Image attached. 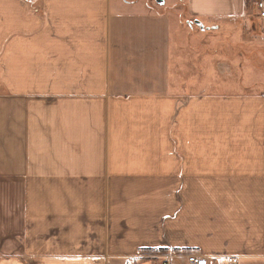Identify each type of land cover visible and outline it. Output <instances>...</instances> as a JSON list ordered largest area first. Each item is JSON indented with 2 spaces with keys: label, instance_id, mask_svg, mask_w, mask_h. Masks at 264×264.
Masks as SVG:
<instances>
[{
  "label": "crops",
  "instance_id": "obj_1",
  "mask_svg": "<svg viewBox=\"0 0 264 264\" xmlns=\"http://www.w3.org/2000/svg\"><path fill=\"white\" fill-rule=\"evenodd\" d=\"M157 1L0 0V264H264V30Z\"/></svg>",
  "mask_w": 264,
  "mask_h": 264
},
{
  "label": "rangeland",
  "instance_id": "obj_2",
  "mask_svg": "<svg viewBox=\"0 0 264 264\" xmlns=\"http://www.w3.org/2000/svg\"><path fill=\"white\" fill-rule=\"evenodd\" d=\"M130 1V0H128ZM133 1H136V0H133ZM164 1V0H163ZM256 0H250L249 4L245 6V14H246V19L249 18V20L255 22V26H253L254 28H259L261 30H264V22H261L259 19H258V13H257V10H256ZM190 21V20H189ZM246 22V21H245ZM196 29V28H195ZM197 30V29H196ZM262 43L264 44V33L262 34ZM242 46H244L243 42L240 43ZM226 47L230 48V51H233L235 45H233L232 43L230 44L229 42L227 43ZM239 52H243V47H241L240 49H238ZM234 51H236V49H234ZM246 54L245 53V56H243V66L246 65ZM259 62H261V67L264 68V49L261 50V54L259 56ZM242 66V67H243ZM242 67H239V68H236L234 70V74L236 75V78H241L240 80H242L243 82L240 84V86H236L235 88L238 89L239 91H242L243 87H246L247 85V81H245L246 79H243V75L244 73L246 72V69L245 68H242ZM264 71V70H263ZM257 73V72H256ZM262 73V72H261ZM241 82V81H240ZM231 87V86H229ZM224 88H222L220 85H219V93H221L223 91ZM262 89H264V86H262ZM244 92V90H243ZM159 255H165L166 253H157ZM187 262V261H186ZM174 263L176 264H185V261L183 262H175ZM188 264V263H187Z\"/></svg>",
  "mask_w": 264,
  "mask_h": 264
},
{
  "label": "built area",
  "instance_id": "obj_3",
  "mask_svg": "<svg viewBox=\"0 0 264 264\" xmlns=\"http://www.w3.org/2000/svg\"><path fill=\"white\" fill-rule=\"evenodd\" d=\"M255 5L258 13V19L261 22H264V0H256ZM186 258L188 264H210L207 258L199 257L193 254L188 255ZM226 261L228 264H238V260L235 258H228ZM156 264H175V263H173L170 260V258H166L161 261H158Z\"/></svg>",
  "mask_w": 264,
  "mask_h": 264
},
{
  "label": "trees",
  "instance_id": "obj_4",
  "mask_svg": "<svg viewBox=\"0 0 264 264\" xmlns=\"http://www.w3.org/2000/svg\"><path fill=\"white\" fill-rule=\"evenodd\" d=\"M250 2V0H245V4L248 5ZM156 253H167L168 250L167 249H158V250H155Z\"/></svg>",
  "mask_w": 264,
  "mask_h": 264
},
{
  "label": "water",
  "instance_id": "obj_5",
  "mask_svg": "<svg viewBox=\"0 0 264 264\" xmlns=\"http://www.w3.org/2000/svg\"><path fill=\"white\" fill-rule=\"evenodd\" d=\"M157 3H159V4H163L164 2H163L162 0H158ZM196 24H197V25H200L199 22H196Z\"/></svg>",
  "mask_w": 264,
  "mask_h": 264
}]
</instances>
